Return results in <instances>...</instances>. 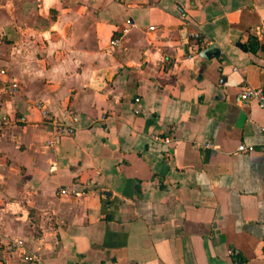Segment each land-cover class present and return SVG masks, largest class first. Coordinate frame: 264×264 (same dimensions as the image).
<instances>
[{
  "label": "crops",
  "instance_id": "crops-1",
  "mask_svg": "<svg viewBox=\"0 0 264 264\" xmlns=\"http://www.w3.org/2000/svg\"><path fill=\"white\" fill-rule=\"evenodd\" d=\"M243 87L264 91V0H0L4 242L38 264H264Z\"/></svg>",
  "mask_w": 264,
  "mask_h": 264
},
{
  "label": "built area",
  "instance_id": "built-area-1",
  "mask_svg": "<svg viewBox=\"0 0 264 264\" xmlns=\"http://www.w3.org/2000/svg\"><path fill=\"white\" fill-rule=\"evenodd\" d=\"M191 36L194 38V40L199 41L202 39V36L200 33H192ZM122 43V38H114L111 41L112 46H118ZM206 44H209L210 42H205ZM197 47V46H196ZM14 89H18L19 86L17 83L13 84ZM139 101V99H137ZM251 101L258 102L259 106L264 109V91L262 89H254L251 87H243L239 91L237 97H236V103L238 105H243ZM44 115L46 117V112L44 111ZM26 118H21L19 121L24 122ZM77 121V118H74V122ZM8 121L5 120V123ZM50 124L53 126L55 131V137L56 138H62L66 136H74L77 132V129L75 125L72 124H66L60 121L59 119H54L50 122ZM262 131L264 132V128H262ZM155 140H158L159 137L153 136ZM50 144H53L50 143ZM256 150H259L260 152L264 153V146L255 147L254 145H240L237 148V152L239 153H250L254 152ZM68 193V190L63 189L61 190V194ZM0 247H2L9 255L11 256H17L21 259H23L25 262L29 264H38L40 263V258L38 255L32 253L24 240L22 239H9L7 242H4L3 236L0 232Z\"/></svg>",
  "mask_w": 264,
  "mask_h": 264
}]
</instances>
